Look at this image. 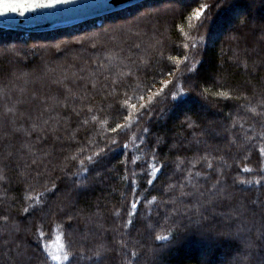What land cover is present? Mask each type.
<instances>
[{"label": "trees", "instance_id": "obj_1", "mask_svg": "<svg viewBox=\"0 0 264 264\" xmlns=\"http://www.w3.org/2000/svg\"><path fill=\"white\" fill-rule=\"evenodd\" d=\"M201 4L203 26L187 19ZM177 78L186 94L169 84L138 126L111 131L125 92ZM0 90V264H264V117L248 110L264 111V0H147L61 30L0 29ZM189 169L205 195L169 203Z\"/></svg>", "mask_w": 264, "mask_h": 264}, {"label": "snow or ice", "instance_id": "obj_2", "mask_svg": "<svg viewBox=\"0 0 264 264\" xmlns=\"http://www.w3.org/2000/svg\"><path fill=\"white\" fill-rule=\"evenodd\" d=\"M66 2H68V0H52L51 3L45 4V3H40L37 0V2L33 3L31 6L33 7V9H35V8H44V7H54L58 3H66ZM22 7H28V6L27 5H18V4L9 2V0H4V2L2 4H0V15H5L8 12H17L18 9H20ZM206 9H207V6L205 4H201L199 8H197L190 16L187 17V19L189 21H192L193 19H195L197 21H200L201 26H203L204 21L201 18L205 17ZM20 14L22 15L23 12H21ZM180 31L183 33L184 32V28L181 27ZM184 34H185L186 37L188 36L187 33H184ZM185 47H187V45H185ZM109 59H112V58L110 57ZM169 59L174 60L175 63L178 66L180 64H184L185 65V69H184L185 71H192L193 70L191 65L186 64L187 57H185L184 60H178L175 57H169ZM244 67L247 68V64L246 63L244 64ZM177 70H180L179 67H178ZM123 75H125V74H123V73H119L118 74V76H123ZM127 75H131V73H128ZM169 75H172L171 70L169 71ZM116 82H119V81H116ZM178 82H179V80L177 78V83ZM160 83L163 85V87L160 90H158V91H154L153 90L155 88L154 84L150 85V86H145L144 88H141V86L139 84H137L136 88H141V92L137 93L135 91V89L132 90V95H133V97H135L134 101L128 99V92H125L124 93L125 100L123 101V107L126 109V111H125V113L123 114V117H122L125 122L124 123H116L115 126L112 127L111 131L112 132H119V131L129 130V129H131L133 127V125H137L138 126L140 120L145 115H147V113H149L152 110V106H154L158 102L157 101V97H161L162 96L164 88H167L169 84H173L172 81H168L167 83H165L164 81H161ZM93 87H95V85H93ZM173 87H175V84H173ZM68 91L71 92V89H68ZM3 94H4L3 91L0 90V95H3ZM184 94H186L185 91H184V86H180L179 88H176L175 92H173L171 90L168 92V96L171 97L172 100H176L178 98V96L184 95ZM204 94H207L208 96H215V97L224 98V99L235 98V97H230L229 93L226 92V91L213 92L211 89H208V88H205L203 90V92L201 93V95H204ZM164 98H167V97H164ZM245 99H247V97H245ZM258 106L264 108V98L261 99V101L259 102ZM248 110L254 112L258 116L264 117V111L256 112L255 108H251V109H248ZM8 111H12V110L9 109ZM88 111L91 112L92 109L89 108ZM96 119H97V117L95 115H93L92 120H96ZM87 122L88 121L86 120L85 123H87ZM262 122H264V121H262ZM45 123H47V122H45ZM189 126H191V124ZM241 127H242V125H241ZM143 131L147 132V129L145 128V129H143ZM135 139H136V137H133V141H132L133 143H135ZM113 143H115L114 139H113ZM124 147L127 148L128 145L125 144ZM101 151H103V149ZM259 151H260L261 155H264V147H261L259 149ZM96 155L99 156V153H96ZM151 156H152V159H151V161H148V163L150 164V167L152 169L150 174L153 176V178H155L156 173L161 171V168L163 167V165L158 163V161L156 159V156H155V153H152ZM71 159L75 160L76 157L74 156ZM87 159L90 162H94V159H93L92 156L87 157ZM199 159L204 161V162H206V167L207 168H209V169L213 168V164H212L211 161L208 160L207 156L200 157ZM134 162L135 161H133V163ZM183 163H184V161H180L179 165H182ZM80 164H81V170L82 171L85 170L84 169V165H83V161H80ZM192 166L195 167V164H193ZM243 171L250 173V172L253 171V169L245 167L243 169ZM262 171H264V170H262ZM200 175H201L200 172L193 173V171H191L189 169L188 172H187V178L185 179L184 184H181V185H169V189L170 190H174V189H178L179 190V196H177L175 199H170L168 202L172 203L173 205H175L178 201L182 202V200H181L182 197L195 196V195L203 197L205 195V193L200 192V189H199L197 183H193V179L195 177L200 176ZM221 175H222V173H221ZM148 183L151 184L152 181L149 180ZM219 183H220V180L217 179L216 184L212 185V187L210 189V191L212 193H217L218 192V189L216 188V185L219 184ZM240 183H242V184H248V183L260 184L261 181L260 180H255V181L240 180ZM187 187H190L191 189H193V191H191V192L190 191H186L185 188H187ZM50 191H52V188H45L44 192H39L36 195H30L28 197V199L30 201H32V203H30L28 208L24 209V211L27 212L29 208H34L37 205L41 204L42 203L41 197H43L45 195V192H50ZM225 198H227V197H225ZM208 202L211 203V200H209ZM253 203H255V201ZM262 204H264V202H262ZM131 207L132 208H136L137 204L136 203H132ZM116 214L119 215V213H116ZM5 221H6V218H5ZM128 223L131 224L132 221L129 220ZM40 236L42 237L43 233H41ZM38 239H39V237H38ZM156 239H158L160 241H166V240H168V236L161 234V235H157ZM246 246L247 247H252L253 244L251 242H248L246 244ZM63 247H64V245H61V248H63ZM50 255H51V253H50ZM95 255L97 256V258H99V256L101 255V252L97 251L95 253ZM136 256H137V253L135 251H132L131 252V257H136ZM52 258L55 259V260H58V261L69 259L68 255H67V252H65L62 257L53 255Z\"/></svg>", "mask_w": 264, "mask_h": 264}, {"label": "water", "instance_id": "obj_3", "mask_svg": "<svg viewBox=\"0 0 264 264\" xmlns=\"http://www.w3.org/2000/svg\"><path fill=\"white\" fill-rule=\"evenodd\" d=\"M147 0H68L54 7L35 8L31 6L37 0H9L18 5H27L17 12L0 15V29L24 33H40L64 29L104 17L120 10L132 7ZM4 0H0L2 4ZM51 3L52 0H38ZM23 12L21 15L20 13Z\"/></svg>", "mask_w": 264, "mask_h": 264}, {"label": "rangeland", "instance_id": "obj_4", "mask_svg": "<svg viewBox=\"0 0 264 264\" xmlns=\"http://www.w3.org/2000/svg\"><path fill=\"white\" fill-rule=\"evenodd\" d=\"M234 19H235V22L233 23V24H231L230 25V29H232L234 26H235V23H236V18L234 17ZM197 44H195V46L193 47V51L190 53V56L192 57L193 55H194V53L193 52H195V49L194 48H196L197 46H196ZM190 57V58H191ZM188 61H192V60H188ZM188 63V62H187ZM181 80V78H179V81ZM175 84V87H172L173 88V92H175L176 91V88H179L180 87V83L178 82H175L174 83ZM172 86H173V84H172ZM180 96H182V95H180ZM180 96H178V97H180ZM202 114H203V116L206 118V115L208 114V112H209V110H208V108H202V107H200L199 109H198ZM214 122H216L213 118H212V116H211V118H209V117H207L206 118V123L208 124V125H212ZM180 134H178V136H179ZM133 141V138L131 139V142ZM55 245L53 246V248H52V250H51V255L53 256V255H55V256H63V252H62V248H61V243H60V241H57L56 243H54ZM54 261L56 262V263H61V261H63V260H60V261H58V260H55L54 259Z\"/></svg>", "mask_w": 264, "mask_h": 264}, {"label": "bare ground", "instance_id": "obj_5", "mask_svg": "<svg viewBox=\"0 0 264 264\" xmlns=\"http://www.w3.org/2000/svg\"><path fill=\"white\" fill-rule=\"evenodd\" d=\"M144 2V1H143ZM143 2H141V3H143ZM141 3H139V4H137V5H140ZM65 29V28H64ZM58 30H61V29H58ZM53 31H55V30H53Z\"/></svg>", "mask_w": 264, "mask_h": 264}]
</instances>
